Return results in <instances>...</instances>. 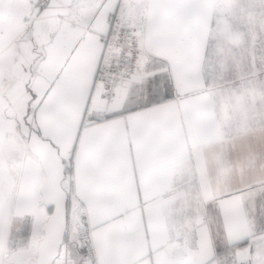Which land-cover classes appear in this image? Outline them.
<instances>
[{"label":"snow or ice","instance_id":"6c2138e0","mask_svg":"<svg viewBox=\"0 0 264 264\" xmlns=\"http://www.w3.org/2000/svg\"><path fill=\"white\" fill-rule=\"evenodd\" d=\"M169 2L0 0V264H264L206 219L243 189L166 133L199 54Z\"/></svg>","mask_w":264,"mask_h":264},{"label":"crops","instance_id":"0c3cea01","mask_svg":"<svg viewBox=\"0 0 264 264\" xmlns=\"http://www.w3.org/2000/svg\"><path fill=\"white\" fill-rule=\"evenodd\" d=\"M216 1L170 0L155 12L166 34L191 25L199 33L195 69L186 76L187 95L178 109L173 104L161 110V119L170 138H187L202 153L221 192L243 189L213 202L206 212L208 224L215 228L226 221L229 238L239 240L264 232V76L257 75L264 70L255 63L243 70L247 54L257 58L254 44L248 51L236 39L233 49L210 46Z\"/></svg>","mask_w":264,"mask_h":264},{"label":"rangeland","instance_id":"374dc122","mask_svg":"<svg viewBox=\"0 0 264 264\" xmlns=\"http://www.w3.org/2000/svg\"><path fill=\"white\" fill-rule=\"evenodd\" d=\"M216 4L210 30V46L215 48L217 44L227 47V50L233 49V40L236 39L242 44V50L248 51L250 45L254 44L257 58L251 59L247 54L243 62L247 65H242L243 70L249 69L253 63L258 70H264V0H217ZM231 60L234 59H228ZM16 226L14 223L13 228Z\"/></svg>","mask_w":264,"mask_h":264}]
</instances>
